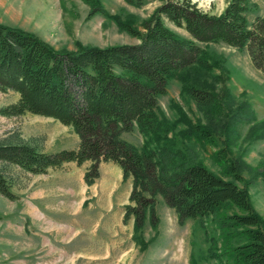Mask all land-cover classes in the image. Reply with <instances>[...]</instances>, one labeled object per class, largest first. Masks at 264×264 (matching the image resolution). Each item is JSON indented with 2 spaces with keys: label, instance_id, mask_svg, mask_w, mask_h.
Returning a JSON list of instances; mask_svg holds the SVG:
<instances>
[{
  "label": "rangeland",
  "instance_id": "1",
  "mask_svg": "<svg viewBox=\"0 0 264 264\" xmlns=\"http://www.w3.org/2000/svg\"><path fill=\"white\" fill-rule=\"evenodd\" d=\"M162 0H146L137 6L126 0H101L111 13H118L139 30ZM203 11L219 13L228 0H191ZM85 0H0V22L33 31L56 48L75 49L77 40L86 45L138 42L137 36L121 29L101 13L88 16ZM264 17V0H250L246 11L250 23ZM164 22L177 33L191 37L182 26ZM208 51L211 68L205 75L217 93L219 111L206 110L182 91L177 76L169 79L159 96L162 112L171 121L168 134L188 161L200 162L227 178L226 162L239 159L243 166L235 182L244 187L256 211L264 217V71L256 68L245 48L224 42H200ZM13 89H0V107L17 99ZM172 102L175 105H172ZM187 120L211 128L214 144L185 136ZM120 137L143 147L144 137L136 124ZM29 142L41 150L74 147L78 135L70 125L26 111L0 113V143ZM222 148V149H221ZM221 150V151H219ZM219 151V154H217ZM90 161L77 165L67 161L45 172L33 173L0 160V173L9 190L0 192V264H234L225 251L243 238L229 235L218 215L240 211L226 205L217 214L177 220L174 208L156 194L154 223L146 212L142 242L133 237V217L123 221L124 204L131 177L123 178L112 161L99 162V175L86 183Z\"/></svg>",
  "mask_w": 264,
  "mask_h": 264
},
{
  "label": "trees",
  "instance_id": "2",
  "mask_svg": "<svg viewBox=\"0 0 264 264\" xmlns=\"http://www.w3.org/2000/svg\"><path fill=\"white\" fill-rule=\"evenodd\" d=\"M85 1L90 5L88 16L101 13L139 41L99 46L77 40L75 49L56 48L33 31L0 22V89L18 92L15 101L0 107V113L50 116L70 125L78 135L76 146L54 151L24 141L0 143V160L33 173L67 161L80 165L89 160L84 175L89 184L99 175L101 160L118 164L123 178L132 179L123 221L133 217L132 237L137 243L142 242L148 209L154 223L156 194L174 208L179 223L188 217L217 214L230 204L240 211L218 215L219 224L225 240L229 235L243 240L225 251L234 264H264V217L253 207L247 190L234 180L240 178L242 162L228 160L217 151L226 162L227 174L234 177L227 179L200 162L188 161L168 134L171 121L159 103L169 79L177 76L182 91L198 105L219 111L217 93L202 76L211 63L200 42L221 41L245 48L252 64L264 71V17L256 15L248 22L250 0H228L219 13L203 11L191 0H162L139 30L118 13L109 12L101 0ZM126 1L139 6L146 0ZM165 18L184 27L191 37L174 31ZM134 124L144 137L141 149L120 137ZM181 133L215 143L211 128L199 121L187 120ZM0 192L9 194L1 173Z\"/></svg>",
  "mask_w": 264,
  "mask_h": 264
}]
</instances>
